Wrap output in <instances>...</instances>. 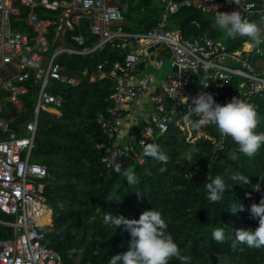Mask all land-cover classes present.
<instances>
[{"label": "trees", "instance_id": "trees-1", "mask_svg": "<svg viewBox=\"0 0 264 264\" xmlns=\"http://www.w3.org/2000/svg\"><path fill=\"white\" fill-rule=\"evenodd\" d=\"M52 1V0H50ZM180 1V0H175ZM167 1L163 0H120L126 4L122 30L145 32L151 29L166 12ZM19 6V18L13 26L28 33L31 27L25 23L29 9ZM35 13L42 19L54 21L47 34L50 46L47 55L60 45L68 48H91L100 36L91 34L86 20L81 19L73 30H66L62 40L55 37L62 9H50L42 5L35 7ZM168 26L176 27L184 37L191 38L205 34L222 40L229 49H238L247 37L225 38V34L214 23V15L187 5H180L176 12L168 14ZM258 25L261 22L256 17ZM72 33H81L85 43L77 45L70 39ZM127 49L106 43L102 49L87 54L63 52L56 60L63 65L62 73L76 79L75 84L51 81L49 90L61 96L60 115L41 112L33 161L46 167L44 179L45 202L52 209V225L42 228L45 245L58 251L61 264H108L111 256L128 249L130 234L123 228L105 225L106 212L138 219L145 210H158L167 224V233L181 249L182 254L191 257L190 264H264V247L249 248L235 241L236 229H254L258 220L250 215L251 203H258L264 195V143L253 157L238 151V145L228 137L225 148L218 157L212 156V140L206 136L194 143L185 141L181 132L172 125L155 137V144L169 159L166 164L143 155L139 163L133 156L121 160V168L131 167L138 183L128 185L126 178L107 168L102 162V153L97 144L106 141L97 118L106 115L112 106L110 95L113 81L105 77L91 80L96 65L106 60V69L114 62H122ZM255 57H253L254 59ZM148 63L138 65L137 74L146 70ZM37 86H27L22 95L25 110L16 113L13 109L5 116H16L12 127L31 118L35 104ZM4 100V99H3ZM258 125L255 131L264 132V98L255 97ZM7 102L3 101L6 109ZM141 119L135 126L139 132L145 125ZM212 139L218 135L214 125L204 126ZM21 133V130H18ZM191 151L193 159L185 160L183 154ZM236 151L237 159L229 156ZM164 168V171H161ZM241 172L248 177V183L232 181L230 175ZM221 176L229 188L223 199L213 203L208 200L205 185L211 179ZM259 183L261 191L253 190ZM243 205V211L230 212L233 207ZM36 218L38 224H48L49 214ZM223 228L225 241L217 243L212 239L214 228ZM0 236L7 237L10 227L0 226ZM169 264H181L172 258Z\"/></svg>", "mask_w": 264, "mask_h": 264}, {"label": "built area", "instance_id": "built-area-1", "mask_svg": "<svg viewBox=\"0 0 264 264\" xmlns=\"http://www.w3.org/2000/svg\"><path fill=\"white\" fill-rule=\"evenodd\" d=\"M163 1L168 2L166 12L151 29L128 32L120 26L126 4L109 0H0V226L12 230L7 237L0 236V264L62 263L60 253L43 242L42 228L52 225V209L44 196L46 167L30 161L41 112L60 115L62 99L49 90L51 81L76 83V79L62 73L63 65L56 60L59 54H87L102 49L106 43L127 49L122 62L116 61L108 69L106 60L99 62L90 77L91 80L108 77L113 81L112 106L106 115L97 118L107 137L97 144L107 168L120 164L128 156L143 162L141 141L154 143L156 135L164 133L170 123L189 143L203 136L211 139L212 156L218 157L230 136L218 133L212 139L204 126L192 129L185 120V116L197 119L192 114L191 97L204 91L224 104L235 96L251 103L255 109L254 98H264V62L254 61L255 58L264 61L263 43L249 51L245 40L238 49L231 50L222 40L205 34L184 37L179 29L169 27L167 20L168 14L176 12L182 4L214 16L216 10L240 11L249 20L256 17L264 28V0H240L239 6L232 0ZM18 5L29 9L25 23L32 33L13 26V21L19 18ZM39 5L62 9L55 36L63 38L66 30H73L75 24L85 19L90 33L100 36V40L91 48L60 45L47 55L50 46L47 34L54 21L35 13ZM70 39L81 46L86 37L72 33ZM165 58L169 60L170 71L162 82L158 83L148 73H136L139 64L147 62L160 68ZM203 84H208L207 88ZM27 86H37L35 104L31 118L20 123L16 130L11 125L16 116L5 115L10 109L16 113L25 110L22 95L27 92ZM185 96L189 97V104L182 103ZM140 99L147 104L145 112L130 117V106ZM3 101L8 103L6 109ZM141 119L146 124L136 133L133 126ZM38 210L41 217L49 214L48 224L37 223Z\"/></svg>", "mask_w": 264, "mask_h": 264}, {"label": "clouds", "instance_id": "clouds-1", "mask_svg": "<svg viewBox=\"0 0 264 264\" xmlns=\"http://www.w3.org/2000/svg\"><path fill=\"white\" fill-rule=\"evenodd\" d=\"M239 6L240 0H232ZM214 23L224 34L225 38L235 39L237 36L247 37V47L249 51L258 49L259 45L264 43V28L255 21L245 18L240 11L215 12ZM207 88L208 84H203ZM183 104H189V97L185 96ZM192 114L197 117L193 120L185 116L189 126L198 130L209 124L216 126L221 136H230L238 145V151L248 157H253L262 143H264V132L257 133L255 129L258 125L257 111L249 102L240 98L233 97L230 101L221 104L214 100L213 95L201 91L194 97H191ZM143 144V153L164 164L168 162L169 157L161 152L160 146L155 143ZM185 160L191 161L193 153L191 151L183 154ZM238 157L236 151H233L229 159L236 160ZM114 170L126 178L128 185L138 183V177L134 170L129 167L121 168L119 163L115 164ZM161 168V171H164ZM237 183H248V177L241 172L234 173L229 177ZM208 193V200L216 203L223 199L225 189L229 188L221 176L211 179V182L205 185ZM253 190L260 192V184L253 185ZM243 211V205L233 207L230 212L235 214L237 210ZM250 215L258 220V226L254 229H236L235 241L246 244L249 248L260 249L264 247V195L261 196L258 203L250 205ZM105 225L123 228L130 234L128 249L122 253L111 256L108 264H169L172 258L178 259L181 264H190L191 257L182 254L181 249L174 242L172 236L167 233V224L158 210H145L138 219H128L122 215H113L106 212L103 216ZM212 239L217 243L224 242L225 232L223 228H214L212 230Z\"/></svg>", "mask_w": 264, "mask_h": 264}, {"label": "rangeland", "instance_id": "rangeland-1", "mask_svg": "<svg viewBox=\"0 0 264 264\" xmlns=\"http://www.w3.org/2000/svg\"><path fill=\"white\" fill-rule=\"evenodd\" d=\"M112 2H119V0H111ZM262 47L264 48V43L262 44ZM170 71L169 67V60L167 58L164 59V64L160 68H154L152 65L148 64L146 67V70L143 73H148L150 77H153L155 80H157L158 83L162 82L166 74ZM136 112V111H135ZM134 112V113H135ZM141 114L137 115L140 116ZM130 117H134L133 110L129 114ZM133 130L136 131L137 129L135 126H133ZM30 161H33V159H30ZM252 204V203H251Z\"/></svg>", "mask_w": 264, "mask_h": 264}, {"label": "crops", "instance_id": "crops-1", "mask_svg": "<svg viewBox=\"0 0 264 264\" xmlns=\"http://www.w3.org/2000/svg\"><path fill=\"white\" fill-rule=\"evenodd\" d=\"M36 1H41V0H36ZM48 1H50V0H48ZM53 1V0H52ZM111 3H114V4H120V0H119V2H112L111 0H109ZM60 16H61V14H60ZM88 26V25H87ZM55 37H58V38H60L61 40H62V36H55ZM63 46V45H62ZM255 63L256 64H261V63H263L264 61L263 60H261V59H259V58H255ZM260 66V65H259ZM258 66V68H260ZM142 74V73H141ZM138 75H140V74H138ZM146 106H147V104L146 103H144L143 102V99H140L139 100V102H137V103H135V104H133V105H131L130 106V112L133 110V114H134V116L136 117L137 115H139V114H142L143 112H145V108H146ZM136 111V112H135ZM135 112V113H134ZM137 124V123H136ZM136 124H134V126H136ZM35 145V144H34ZM11 232H12V230H11Z\"/></svg>", "mask_w": 264, "mask_h": 264}, {"label": "bare ground", "instance_id": "bare-ground-1", "mask_svg": "<svg viewBox=\"0 0 264 264\" xmlns=\"http://www.w3.org/2000/svg\"><path fill=\"white\" fill-rule=\"evenodd\" d=\"M38 223V222H37Z\"/></svg>", "mask_w": 264, "mask_h": 264}]
</instances>
